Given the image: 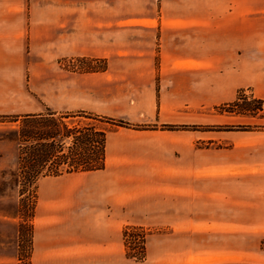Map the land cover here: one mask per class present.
<instances>
[{
    "label": "crops",
    "instance_id": "obj_1",
    "mask_svg": "<svg viewBox=\"0 0 264 264\" xmlns=\"http://www.w3.org/2000/svg\"><path fill=\"white\" fill-rule=\"evenodd\" d=\"M75 57L101 61L66 69ZM241 87L264 100V0H0L4 109L82 110L128 122L107 133L102 169L42 177L36 261L131 264L123 225L133 215L175 216L179 209L163 201L184 189L163 183L170 167L157 138L165 130L151 127L185 124L190 108L234 99ZM259 206L250 219L258 228L243 232L258 240L241 250L245 264H264Z\"/></svg>",
    "mask_w": 264,
    "mask_h": 264
},
{
    "label": "rangeland",
    "instance_id": "obj_2",
    "mask_svg": "<svg viewBox=\"0 0 264 264\" xmlns=\"http://www.w3.org/2000/svg\"><path fill=\"white\" fill-rule=\"evenodd\" d=\"M75 59L76 68L64 67L80 72L90 70L91 59ZM5 105L0 96V131L23 127V114L4 109ZM53 112L50 116L45 109L38 112L41 115L34 121L28 122L39 131L52 124L62 131L66 127L64 131L71 132L70 139L73 133H88L91 127L107 128L108 132L118 127L110 124L106 116L82 110ZM51 117L56 120H50ZM151 128L165 130L164 136L157 138V142L163 141L166 146L162 160L170 167L164 173L163 183H167L168 188L180 184L184 189L181 198L172 194L162 200L179 209L175 216L169 213L170 217L160 218L169 219L167 222H159L154 214H146L133 215L132 221L123 225L122 239L125 256L130 255L127 256L129 262L245 264L241 250L245 245H255L258 240H253L251 232L244 237L243 232L245 228L246 231L258 228L259 221L255 219L261 212L256 208H260L259 204L264 214V100L253 97L249 89L241 87L234 99L216 103L204 101L190 108L185 124L156 123ZM20 155L23 161V141ZM13 168H17L14 147L0 140V171ZM41 180L33 187L23 183L20 195L11 191L0 197V264H39L35 258V207ZM17 202L19 214L15 219L7 214ZM252 203H255L253 210L250 209ZM180 213L182 217L178 216ZM245 213L249 216L247 221ZM9 223H20V259L15 257V245L8 242L13 230ZM141 241L145 242L143 253L133 246V242L138 245ZM229 245L236 251H229Z\"/></svg>",
    "mask_w": 264,
    "mask_h": 264
},
{
    "label": "trees",
    "instance_id": "obj_3",
    "mask_svg": "<svg viewBox=\"0 0 264 264\" xmlns=\"http://www.w3.org/2000/svg\"><path fill=\"white\" fill-rule=\"evenodd\" d=\"M91 59L90 61H95ZM101 61V60H100ZM260 103L259 100H255ZM260 108V107H258ZM50 116L54 112L48 110ZM41 113L23 114V127L11 128L0 131V140L11 143L14 147L16 169H4L0 171V197L15 191L22 194L23 183L36 186L37 181L45 176H60L72 172H87L102 169L105 165V143L107 128L91 127L88 133H73L70 139V131L63 127V131L52 124L44 131H39L29 122L34 121ZM114 126H128V122L122 119L105 117ZM52 121L56 118L51 117ZM29 121V122H28ZM69 140L68 143L66 140ZM23 141V161L20 155V146ZM68 144V145H67ZM23 164V165H22ZM18 203V204H17ZM15 203L12 211L7 215L18 217L19 202ZM12 206V204H10ZM10 206V207H11ZM13 230L10 233L9 243L16 247L15 257H19L20 223L11 224ZM1 238V236H0ZM127 256H130L127 253Z\"/></svg>",
    "mask_w": 264,
    "mask_h": 264
},
{
    "label": "built area",
    "instance_id": "obj_4",
    "mask_svg": "<svg viewBox=\"0 0 264 264\" xmlns=\"http://www.w3.org/2000/svg\"><path fill=\"white\" fill-rule=\"evenodd\" d=\"M81 58V57H80ZM78 60H82V59H78ZM91 62V61H90ZM66 65L68 67H72V68H76L78 66V63H77V59L75 58H70L67 62H66ZM100 65V61H92L91 62V65L89 67V69H92V68H95L96 66H99ZM75 70V69H74ZM133 246H137L139 247L141 250H142V253L144 252L143 251V246H145V242L144 241H141L138 245L136 242H133ZM136 248V247H135ZM134 250V248L132 249ZM145 254V253H144ZM142 255V254H141Z\"/></svg>",
    "mask_w": 264,
    "mask_h": 264
}]
</instances>
